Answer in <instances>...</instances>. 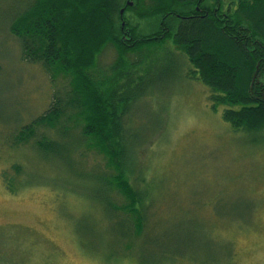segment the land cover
I'll return each mask as SVG.
<instances>
[{"label": "rangeland", "instance_id": "1", "mask_svg": "<svg viewBox=\"0 0 264 264\" xmlns=\"http://www.w3.org/2000/svg\"><path fill=\"white\" fill-rule=\"evenodd\" d=\"M29 1L0 0V264H264V130L231 129L223 107L212 110L208 89L185 77L182 64L180 73L171 67L169 51L147 60L159 66L126 127L142 138L128 176L147 200L139 230L116 190V209L100 203L105 161L84 143L75 153L63 138L66 148L50 161L30 144L10 145L11 133L48 107L53 90L40 65L21 60L8 32L13 12ZM113 59L109 47L99 63ZM13 164L22 167L16 176ZM4 171L18 181L14 193Z\"/></svg>", "mask_w": 264, "mask_h": 264}, {"label": "trees", "instance_id": "2", "mask_svg": "<svg viewBox=\"0 0 264 264\" xmlns=\"http://www.w3.org/2000/svg\"><path fill=\"white\" fill-rule=\"evenodd\" d=\"M126 1L30 0L13 12L8 32L21 60L40 65L53 90L48 107L9 139L13 147L30 144L45 161L66 148L63 138L75 153V144L84 143L105 161L107 170L98 177L107 193L100 203L116 209L110 200L116 190L139 230L147 200L128 176L136 169L142 138L126 127L138 101L148 98L149 72L159 66L157 59L147 60L169 51L171 67L179 72L182 64L185 77L208 89L212 110L222 106L231 129L263 131L264 0H130L132 6ZM109 47L114 59L103 67L99 57ZM11 168L15 176L22 172L19 164ZM2 179L14 193L18 181L5 171Z\"/></svg>", "mask_w": 264, "mask_h": 264}, {"label": "water", "instance_id": "3", "mask_svg": "<svg viewBox=\"0 0 264 264\" xmlns=\"http://www.w3.org/2000/svg\"><path fill=\"white\" fill-rule=\"evenodd\" d=\"M126 5L127 6H132L133 5V2L132 1H130V0H127L126 1ZM122 13H123V9H120V16L122 15ZM123 22L121 23V25L123 26Z\"/></svg>", "mask_w": 264, "mask_h": 264}]
</instances>
